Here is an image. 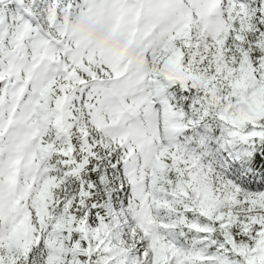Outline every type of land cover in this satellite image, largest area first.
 Returning <instances> with one entry per match:
<instances>
[{
	"label": "snow or ice",
	"instance_id": "6c2138e0",
	"mask_svg": "<svg viewBox=\"0 0 264 264\" xmlns=\"http://www.w3.org/2000/svg\"><path fill=\"white\" fill-rule=\"evenodd\" d=\"M0 264H264V0H0Z\"/></svg>",
	"mask_w": 264,
	"mask_h": 264
}]
</instances>
